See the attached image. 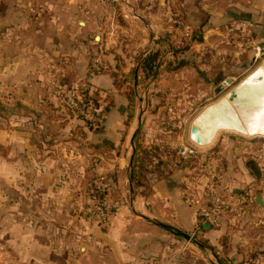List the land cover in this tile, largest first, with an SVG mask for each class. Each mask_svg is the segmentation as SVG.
<instances>
[{
    "label": "crops",
    "instance_id": "crops-1",
    "mask_svg": "<svg viewBox=\"0 0 264 264\" xmlns=\"http://www.w3.org/2000/svg\"><path fill=\"white\" fill-rule=\"evenodd\" d=\"M205 1L0 0V264H264V204L256 201L257 194L264 200V157L257 177L244 147L217 152L218 191L247 188L250 200L240 215L202 225L209 175L188 161L198 156V143L185 144L175 158L169 139L150 141L146 114L137 110L143 101L135 106L126 89L131 79L135 90L146 79L142 65L154 53L150 77L163 73L168 86L176 68L196 65L197 81L208 78L217 91L248 69L220 60L225 53L239 60L253 43L263 50V27L251 36L247 27L225 24L233 13L219 17L214 9L216 19L206 24ZM96 57L99 72L91 70ZM83 81L104 105L99 127L64 101ZM93 175L119 202L103 225L81 208ZM155 221L187 231L206 249Z\"/></svg>",
    "mask_w": 264,
    "mask_h": 264
},
{
    "label": "rangeland",
    "instance_id": "rangeland-1",
    "mask_svg": "<svg viewBox=\"0 0 264 264\" xmlns=\"http://www.w3.org/2000/svg\"><path fill=\"white\" fill-rule=\"evenodd\" d=\"M205 3L208 4L206 5L208 9H203V18L206 19L204 22L206 24H211L214 20L213 17L216 19V12H220L222 14L219 17H222L225 12H228L234 14L232 16L230 15L229 17L231 19L229 18L230 20H227L225 23L228 24L230 28L245 27L246 29L247 27L251 36L253 33V27L258 28L259 26H261L263 27L262 29H264V0H206ZM200 5L202 6L203 4L200 3ZM213 9L216 10V12H214ZM262 40H264V38H262ZM185 43L186 42L184 41V44H182V46L186 45ZM245 48L243 54L239 55V60L238 58L234 59V57L230 56L229 53L223 54L220 63H225L230 68L236 66L238 67L242 64H247L248 69L240 74H237L234 81L230 83H223L219 91L215 90V85H212L213 87L210 85L208 78H202L197 81L199 74L196 73V69H198L196 65L189 66L188 69L182 67V72L179 71V68H176L177 75L174 74L172 76L173 78H171L172 82L170 86H168V84L164 85L162 81L163 73H160L159 77H157V73L156 77H149V79L146 78L144 81L141 80L140 86L137 88V90H135V83L133 79H131L126 89H128L127 91L129 94H132V97L134 98L133 103L135 104V106L140 102V99H142L143 101L142 107H139L137 110L138 113L142 112L143 114L144 112L146 114H143L145 116L142 120V123L147 127L146 130H144V134L146 136L150 135L148 136L149 140L151 141L153 139H163L167 141V139H169L168 142L172 143V148L175 149L173 156L175 158L179 156L178 153H181V148L184 147L185 144L193 143L194 140L191 138L190 131L192 126L191 124H193L194 119L197 117V115L206 106L219 100L224 95L229 93L249 73H251L264 62V49L258 51V43H253L246 49ZM256 53H258V56L253 59L252 57ZM101 70H103L102 67L100 71ZM94 72L99 71L95 70ZM156 78H158L157 81L155 80ZM126 80L127 79L125 78H121V82L123 83L126 82ZM219 80L221 81L222 77H220ZM95 102L97 105H101L99 93L98 99ZM66 105L69 107L67 103ZM69 109H71V111L78 118H81L86 123H88L83 117L74 112L71 107H69ZM257 110V108L251 111L241 110V115L244 118L243 121L245 120V124H249L252 120L255 119L252 118V115H254ZM152 126H155L157 130L154 129L150 132L148 130V127ZM217 135L218 136H216L214 141L209 144L201 145L198 143V156L193 158L192 160H188L189 163H191L193 166L196 164L195 161L198 162V173L203 171V169L205 172H209L206 167V163L211 160L213 161L212 158H218L217 152H219V150L229 153V151L231 150H235L237 148L242 149L244 147V149L242 150L246 149V160H254L256 162H259L260 160V163L263 164L264 134H243L238 131L222 129L218 132ZM150 146L154 145L151 144ZM210 147H213L211 152H214V154L207 150H204ZM151 150L152 149H150V151ZM203 150L205 151V154L199 152H203ZM145 151H147V149H145ZM147 154H149V152L146 153V155ZM180 156H182V154ZM146 163L147 161L142 160L141 166H145L144 164ZM185 163L186 161L179 164L183 165ZM250 170L252 171L251 168ZM252 173L254 172L252 171ZM98 177L99 175H93L92 178H90V180L87 182V192L85 193V200L81 204V208H85V214L88 206L90 204H93L97 198H111L108 194H103V182L101 181L102 183H100ZM255 181H259V178H256ZM81 208L79 209V211L81 210ZM87 218L89 219L88 216ZM89 220L95 223L92 219Z\"/></svg>",
    "mask_w": 264,
    "mask_h": 264
},
{
    "label": "built area",
    "instance_id": "built-area-1",
    "mask_svg": "<svg viewBox=\"0 0 264 264\" xmlns=\"http://www.w3.org/2000/svg\"><path fill=\"white\" fill-rule=\"evenodd\" d=\"M102 61L96 57L91 65L92 71H100ZM94 88L88 81L69 88L65 93V102L83 117L90 125L99 127L104 123L105 111L102 105H97L94 97ZM218 164L212 161L206 163L209 170V178L205 186L207 205L198 210V221L200 224L216 225L228 214L240 215L247 209L250 200V191L245 188L237 192L220 193L217 189ZM119 207L118 201L97 198L93 204L86 209L89 219L99 225L105 224Z\"/></svg>",
    "mask_w": 264,
    "mask_h": 264
},
{
    "label": "bare ground",
    "instance_id": "bare-ground-1",
    "mask_svg": "<svg viewBox=\"0 0 264 264\" xmlns=\"http://www.w3.org/2000/svg\"><path fill=\"white\" fill-rule=\"evenodd\" d=\"M233 89V98L230 92L227 93L206 106L194 119V124L198 127L197 135L203 142L199 144L213 142L222 129L243 134H264V62ZM256 108L258 110L252 115L255 119L245 124L242 111Z\"/></svg>",
    "mask_w": 264,
    "mask_h": 264
},
{
    "label": "water",
    "instance_id": "water-1",
    "mask_svg": "<svg viewBox=\"0 0 264 264\" xmlns=\"http://www.w3.org/2000/svg\"><path fill=\"white\" fill-rule=\"evenodd\" d=\"M227 82L230 83L231 81L229 79H227ZM230 96L232 98H233V96H235L234 89H232L230 91ZM140 128H141V117L139 119V124L137 126V129L135 130V133L133 134V137L131 139V144L133 146H134V142H135L136 136L138 135V133L140 131ZM197 131H198V127L193 122V124L191 126V138L197 143H203L202 140L200 139V137L197 135ZM194 134H195V136H194ZM133 161H134V157H132V159H131V165L133 164ZM247 164L249 165V167L252 169V171L254 172V174L257 177L261 176V169H260V166L258 165V163L256 161L249 160ZM132 177L133 176H131V179H132ZM134 194H135V188H134L133 183L131 182V195L133 196ZM256 201L258 203H260V204H264V200L262 199L260 194H257ZM142 216L147 218L144 215H142ZM155 222L158 225H160L163 228H165L166 230L170 231L172 234L177 235L179 237H182V238L194 243L195 245L199 246L202 249H206L207 246L202 241H200L199 239L195 238L192 234L188 233L187 231H184V230H182V229H180V228H178V227H176L174 225H171V224H168V223H164L162 221H155ZM206 225H210V224L206 223Z\"/></svg>",
    "mask_w": 264,
    "mask_h": 264
},
{
    "label": "trees",
    "instance_id": "trees-1",
    "mask_svg": "<svg viewBox=\"0 0 264 264\" xmlns=\"http://www.w3.org/2000/svg\"><path fill=\"white\" fill-rule=\"evenodd\" d=\"M157 60V54L154 53L152 54L148 59H146L144 62H143V65H142V69L144 71V75L146 78H149L155 71V62ZM94 97H95V100L98 99V93L95 92L94 94ZM105 110V109H104ZM205 244H207L206 242H204ZM212 250H214V248L210 245H208Z\"/></svg>",
    "mask_w": 264,
    "mask_h": 264
}]
</instances>
